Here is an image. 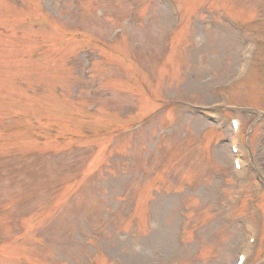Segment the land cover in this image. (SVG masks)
<instances>
[{
  "label": "rangeland",
  "instance_id": "374dc122",
  "mask_svg": "<svg viewBox=\"0 0 264 264\" xmlns=\"http://www.w3.org/2000/svg\"><path fill=\"white\" fill-rule=\"evenodd\" d=\"M263 14L0 0V264H264Z\"/></svg>",
  "mask_w": 264,
  "mask_h": 264
}]
</instances>
